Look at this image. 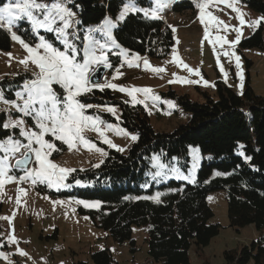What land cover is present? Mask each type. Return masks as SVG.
<instances>
[{
  "label": "trees",
  "instance_id": "16d2710c",
  "mask_svg": "<svg viewBox=\"0 0 264 264\" xmlns=\"http://www.w3.org/2000/svg\"><path fill=\"white\" fill-rule=\"evenodd\" d=\"M242 1L264 17V0ZM127 2L70 0L68 5L76 12V20L81 22L77 25L79 34H83L86 28L102 24L105 17H117ZM171 3L172 11L176 13L194 9L190 0H172ZM135 4L150 8L152 1L135 0ZM22 29L20 26L18 33L29 39V25L28 31ZM114 37L131 52L157 58L168 55L174 40L172 29L163 17L153 19L145 17L143 12H130L114 28ZM10 47L11 35L0 29V48ZM239 47L264 48V21L240 41ZM109 58L112 66L120 62L119 55L111 53ZM247 62L250 66L251 62ZM31 76L30 72H18L1 78L0 90L5 98L16 100V92L22 91L25 80ZM56 87L62 92L59 86ZM215 88V96L203 92L202 102H194L188 94L168 90L165 95L176 98L189 115L187 122L171 131H156L144 105L117 97L109 88L95 90L94 95H101L108 103L120 106L118 122L136 132L138 139L127 152L110 149L99 167L76 169L68 177L69 186L61 195L99 201L101 207L86 208L82 212L90 215L117 242L129 241L134 248L133 226L146 228L148 253L155 261L164 264H191L190 245L194 243L200 249L219 233L221 225L211 221L214 212L207 202L210 192L226 191L230 226L239 228L255 224L258 229L264 228V96L258 95L249 83L243 92H237L221 80L216 81ZM12 114L21 115L0 103V122L8 121ZM106 116L108 120L116 121L110 114ZM28 120L33 122L30 117ZM18 134V128L0 127V139ZM191 145L199 146L203 155L194 176L189 174L188 151ZM153 154H159L160 162L169 166L176 157L189 179L172 177L164 180V171L153 178L159 172L152 165ZM76 180L81 184H76ZM157 192L163 193L159 203L125 199L154 196ZM224 255L223 264H248L251 259L255 264H264V236L244 245L240 252L230 249ZM74 264L118 262L111 250L104 248L91 253L90 263L78 261Z\"/></svg>",
  "mask_w": 264,
  "mask_h": 264
},
{
  "label": "rangeland",
  "instance_id": "374dc122",
  "mask_svg": "<svg viewBox=\"0 0 264 264\" xmlns=\"http://www.w3.org/2000/svg\"><path fill=\"white\" fill-rule=\"evenodd\" d=\"M151 1L152 6L150 8L140 7L137 4L136 7L149 11L154 10L157 8L156 0ZM171 1L161 0L162 3L167 5L159 11L158 14L161 17ZM204 2L205 0H201V4ZM229 4L233 5V7H229ZM234 8H239L240 12L244 14V25L240 23V13L235 11ZM205 13L216 16L229 27L225 29L222 25L209 24L208 30L210 35L209 39L205 40V24L201 23L199 18V5L194 9L190 8L183 12H177V14L168 13L165 20L169 27H171L174 38L168 55L157 58L137 53L140 57L146 58L151 66L162 67L166 71L157 73L145 69L143 59L138 62V67H128L124 63L123 56L119 55V64L114 65L104 75L108 83H115L129 89L133 86L137 88H150L153 90L152 95L160 97L159 100L153 101L151 98L146 99L143 93H136L137 99L144 101L142 106L144 105L145 107V104L147 105V108H145L149 115L148 118L156 131H171L188 120V112L179 105L178 100L165 95L168 90H175L179 94H188L194 102H202L204 101L203 92L208 91L209 94L216 95V81L221 80L237 92L245 90L249 83L258 95L264 96V48L242 49L239 47L240 41L250 35L259 26L251 27L249 26L250 22L263 17L262 14L246 6L242 0H211L209 6L205 9ZM117 17L109 16L113 21H116ZM24 22L26 21L20 22V26L23 29H27L29 24L27 25ZM29 27V39L18 32L17 35L22 36L26 42L34 44L38 42V37L31 32L30 25ZM74 27L78 29L77 25ZM88 28L84 30L83 34H79L81 39L76 41L78 45L82 46L85 42L83 38L87 35L86 30ZM234 29H240V33H237ZM69 31L71 32L72 30L70 29ZM40 34L44 35L46 39L54 41L56 46L63 47L59 41H55L52 33L41 29ZM238 34H241V39L234 46L225 44L221 48L219 44H216L214 50L213 45L209 42V40L214 39L217 35L224 36L229 42L235 41ZM93 35L99 38L98 33H93ZM119 45V48H113L109 54L118 55L117 53H120L122 49H128L121 44ZM187 46L191 47L193 51H190V53L185 52V47ZM225 52H228L229 55H224ZM232 52L240 57L241 68L239 69L236 67L235 56L231 55ZM9 53H11V58L8 55ZM133 53L136 52L129 50V58H131ZM26 56L27 53L23 49V46L11 38L10 49L0 48V79L6 75L13 76L18 72H30L32 74L35 69L31 63H29L27 68L19 63ZM176 57H179L191 69L197 70L199 75L189 72L187 68H184L176 60ZM217 57H219V60ZM248 60L251 62L250 66H248ZM121 64H123V67L120 66ZM221 68H223V71H221ZM117 69L122 75H119L117 79H113V76L118 74ZM241 71L244 77L243 88H241L239 75ZM225 73L227 74L226 76ZM219 76L220 79H218ZM189 80L198 81V83L185 82ZM170 81L173 82L170 83ZM204 81H207L208 84L205 85ZM103 82L105 81L102 80L101 83ZM54 87L58 93L62 94L56 85ZM95 90L98 89H93L91 93L81 97V100L85 103L100 106L87 109V114L100 116L105 122L101 127L104 126L102 128L105 130L107 137L115 145L123 149V151L119 152H127L135 140H132L130 136L118 135L116 132L108 130L106 128L107 124H112L123 129L126 128L120 125L119 119L111 113L102 110L103 106L115 107L117 115L120 118V106L108 103L106 98L101 95H94ZM112 91L117 97L132 102V98L127 93H122L119 90ZM17 103H22V101H18ZM173 104L175 105L174 107ZM12 109L18 112L15 108ZM107 113L114 117L116 121L108 120ZM19 118H24L29 127L34 124V121L32 123L29 122L28 117H23L22 113L21 115L12 114L9 117L11 120ZM126 130L132 135H137L136 132ZM83 135L94 142L97 147L101 148L106 155H101V153L95 150L90 151L83 144H78L75 149L70 151L67 145L55 141L57 147L62 152L53 153L51 159L63 167L83 169L95 167L97 164L100 166L110 149L117 150V148L105 144L103 138L93 130H85ZM13 138L24 139L19 134ZM46 138L52 139L51 137ZM193 149L197 150L195 154L193 153ZM188 153L190 156L189 174L194 176L198 167H200L203 155H201L202 152L197 145H191ZM151 157L153 159V167H156V170L159 172H165L164 180L172 177L177 178L176 170H178L181 176H188L181 169L182 167L177 162L176 157L170 166L160 162L159 154H153ZM155 157H159V161L154 159ZM15 159H17V156L12 158V163L15 162ZM159 165H164V167L161 168ZM11 174L20 177L24 175V171L14 168ZM66 183L69 185L68 178ZM20 188L25 189L27 194L21 193L19 191ZM67 188L61 187L57 190V188L49 187L45 183L33 185L30 180L23 182L17 180L16 182L6 183L3 189H0V264H74L78 261H88L90 263L91 253L104 248L111 250L118 264H164L163 261H155L149 255L148 232L146 228L138 225L133 226L131 236L135 239L134 248L129 241L122 243L115 241L107 230L95 223L90 215L82 212L83 209L89 207L77 203L76 201H79V199L75 197L61 195V192ZM225 192L224 189H219L207 195V202L214 212L211 221L219 223L221 228L219 233L204 247L198 249L194 243L190 245L188 253L191 264H223L225 262L224 252L226 250L232 249L240 252L244 245H249L253 240L264 236V228L258 229L255 224L239 228L230 226ZM17 198L20 200L19 204L17 203ZM83 201L97 202L90 200ZM4 217L8 219H4ZM13 229L16 239L15 243L10 242ZM21 250L27 253V255H21ZM248 264H255L254 259H251Z\"/></svg>",
  "mask_w": 264,
  "mask_h": 264
},
{
  "label": "snow or ice",
  "instance_id": "6c2138e0",
  "mask_svg": "<svg viewBox=\"0 0 264 264\" xmlns=\"http://www.w3.org/2000/svg\"><path fill=\"white\" fill-rule=\"evenodd\" d=\"M210 2L211 0H205L204 3L199 5V18L201 23L205 24V40L209 39V24L222 25L225 29L229 27L216 16L205 13V9ZM68 3L69 0H6V2L0 0V29L9 32L11 38L20 43L26 51V58L20 60L19 63L23 64L25 68L31 63L35 69L32 72L33 78L26 79L23 84V90L16 92L17 100L22 101V103L6 99L3 90H0V103H4L8 108H15L23 114V117H30L34 121L31 127L27 125V121L24 118L0 122V127L3 129L18 128L20 130L19 136L24 138L23 140L14 139L9 135L6 140L0 139V153H2L0 155V189H3L6 183L16 182L17 180L21 182L30 180L33 185L45 183L49 187L57 188V190L61 187H68L67 178L76 169L63 167L51 159L53 153L61 151L55 141L67 145L70 151L75 149L78 144H83L90 151L95 150L101 155H106L101 148L83 135L85 130L97 132L103 138L105 144L117 148L118 151H123L122 148H119L107 137L105 130L101 127L105 122L100 116L87 114V109L100 107L81 100L82 96L91 93L93 89L103 91L107 87L112 90H119L122 93H127L132 98L133 104H144V101L137 99L136 93H143L146 99L151 98L153 101L160 99V97L152 95L153 90L150 88L133 86L129 89L115 83H108L106 77L101 78L105 82H98L96 77L101 68L111 69L113 67L109 59V53L112 52L113 48L120 47L113 36V29L118 26V22L124 21L129 12H143L145 17L161 19L162 17L158 13L167 5L162 3L161 0H156L157 8L149 11L137 8L135 0H128L123 5L116 21L105 17L102 24L94 28H88L86 30L87 35L83 38L85 42L81 46L76 43V41L81 39L79 30L74 27L81 22L75 19L76 12L68 6ZM228 6L233 7L231 4ZM74 7L78 6L74 5ZM234 10L240 13V23L244 25V14L240 12L239 8H234ZM22 21H26L31 26V32L38 37V42L30 44L22 36L17 35L16 31H13V28L20 27V22ZM262 21H264V17L251 21L249 26L256 27ZM41 29L52 33L55 41H59L63 47L56 46L54 41H50L44 35H41ZM70 29L72 30L71 32L69 31ZM22 30L28 31L27 29ZM234 30L240 33V29ZM93 33H98L99 38L94 36ZM240 39L241 34H238L235 41L231 42L227 41L224 36L217 35L209 42L215 50L216 44H219L221 48L225 44L234 46L239 43ZM117 54L123 56L124 63L128 67H138V62L143 59L145 69L157 73L166 71L162 67L151 66L146 58L140 57L137 53H133L131 58H129L128 49H122ZM8 55L11 58V53ZM224 55L228 56L229 53L225 52ZM231 55L235 56L236 67L238 69L241 68L240 57L235 55L234 52ZM217 59L219 60V57ZM176 60L184 68H187L189 72L199 75L197 70L191 69L187 64H184L179 57H176ZM120 66L123 67V64ZM221 71H223V68H221ZM117 73V75L113 76V79H117L119 75H122L118 72V69ZM239 75L241 88H243L244 77L242 71ZM185 82L198 83V81L191 80ZM204 83L205 85L208 84L207 81H204ZM54 85L62 89V94L56 91ZM145 107L147 108L146 104ZM102 110L111 113L119 119L115 107L103 106ZM7 114L10 115V113ZM106 128L116 132L118 135L130 136L132 140L138 139L137 135H132L126 129L112 124H107ZM46 137H51L52 139H47ZM196 152L197 150L193 149V153L195 154ZM17 154H19V158L15 159L13 164L12 158ZM154 159L159 161V157ZM245 159L250 160L251 158L245 157ZM95 167H99V164L95 165ZM159 167L163 168L164 165H159ZM14 168L22 169L24 175L17 177L11 174ZM176 171L178 179H189L188 176H181L178 170ZM160 175V172H156L153 178ZM216 175H220V173H216ZM76 184H81V181L76 180ZM143 187H147V185H143ZM19 191L25 195L27 194L23 188H20ZM162 195L163 193L157 192L154 196L125 197V199L154 200L159 203ZM76 202L89 208L101 207L99 201L87 202L79 200ZM17 203H20L19 198H17ZM4 219L8 218L4 217ZM10 242H16L14 229ZM20 254L27 255L22 250Z\"/></svg>",
  "mask_w": 264,
  "mask_h": 264
},
{
  "label": "built area",
  "instance_id": "2783aa9c",
  "mask_svg": "<svg viewBox=\"0 0 264 264\" xmlns=\"http://www.w3.org/2000/svg\"><path fill=\"white\" fill-rule=\"evenodd\" d=\"M192 3H193V5L195 6V7H197L198 5H200L201 4V0H192ZM172 4H170L169 6H168V11H167V13H174V14H177L176 12H174V11H172ZM167 13H164L163 15H162V17L165 19L166 18V16L168 15ZM13 31H18L16 28H13ZM8 34H10L9 32H8ZM190 51H193L192 50V48L191 47H185V52H187V53H190ZM31 78H33L32 76H31ZM30 78V79H31ZM15 101H18L17 99L15 100ZM103 127V126H102ZM104 128V127H103Z\"/></svg>",
  "mask_w": 264,
  "mask_h": 264
},
{
  "label": "water",
  "instance_id": "95a60500",
  "mask_svg": "<svg viewBox=\"0 0 264 264\" xmlns=\"http://www.w3.org/2000/svg\"><path fill=\"white\" fill-rule=\"evenodd\" d=\"M108 68H101L99 70V74L98 76L96 77V79L98 80V82H101L103 79H101L102 77H104V75L106 74ZM14 163V162H13Z\"/></svg>",
  "mask_w": 264,
  "mask_h": 264
},
{
  "label": "crops",
  "instance_id": "0c3cea01",
  "mask_svg": "<svg viewBox=\"0 0 264 264\" xmlns=\"http://www.w3.org/2000/svg\"><path fill=\"white\" fill-rule=\"evenodd\" d=\"M218 79H220V76H219V78ZM241 92H243V91H241Z\"/></svg>",
  "mask_w": 264,
  "mask_h": 264
}]
</instances>
